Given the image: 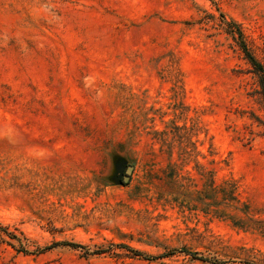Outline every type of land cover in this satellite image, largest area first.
Instances as JSON below:
<instances>
[{"label":"rangeland","instance_id":"rangeland-1","mask_svg":"<svg viewBox=\"0 0 264 264\" xmlns=\"http://www.w3.org/2000/svg\"><path fill=\"white\" fill-rule=\"evenodd\" d=\"M224 19L264 60V0H0V264H264V105Z\"/></svg>","mask_w":264,"mask_h":264},{"label":"trees","instance_id":"trees-1","mask_svg":"<svg viewBox=\"0 0 264 264\" xmlns=\"http://www.w3.org/2000/svg\"><path fill=\"white\" fill-rule=\"evenodd\" d=\"M224 22L227 23L228 27H227V31L233 36V38L235 40H237L241 50L243 51L247 61L249 62V64L251 65V70L252 72L256 75L257 77V82L260 86V92H261V96H262V102L264 105V60H261L259 58H257L253 52L249 49V47L246 45L245 41L243 40L244 38V34L243 31L239 25V23H237L234 20H226L224 19ZM126 184V183H123ZM11 237H15V235H13L12 233H8ZM61 243L69 245L73 248H86V245H83L81 243H77V242H72V241H62ZM114 246L117 247H121L124 248L126 251L136 255V256H141L144 258H150V255L144 253L143 251L133 248L128 244H116ZM103 251V249H101ZM185 252L191 253L190 251H187L186 249H182ZM102 251H96V252H102ZM191 254H196V253H191Z\"/></svg>","mask_w":264,"mask_h":264},{"label":"water","instance_id":"water-1","mask_svg":"<svg viewBox=\"0 0 264 264\" xmlns=\"http://www.w3.org/2000/svg\"><path fill=\"white\" fill-rule=\"evenodd\" d=\"M121 174L119 176V180L121 183H127L131 179V175L134 170V164H123V166L120 168ZM126 172V173H124Z\"/></svg>","mask_w":264,"mask_h":264},{"label":"bare ground","instance_id":"bare-ground-1","mask_svg":"<svg viewBox=\"0 0 264 264\" xmlns=\"http://www.w3.org/2000/svg\"><path fill=\"white\" fill-rule=\"evenodd\" d=\"M19 142V141H18ZM22 142V141H21ZM25 144V143H24ZM45 156V155H44ZM47 157V156H46ZM49 160V159H48Z\"/></svg>","mask_w":264,"mask_h":264},{"label":"flooded vegetation","instance_id":"flooded-vegetation-1","mask_svg":"<svg viewBox=\"0 0 264 264\" xmlns=\"http://www.w3.org/2000/svg\"><path fill=\"white\" fill-rule=\"evenodd\" d=\"M124 173H126V172H124Z\"/></svg>","mask_w":264,"mask_h":264}]
</instances>
